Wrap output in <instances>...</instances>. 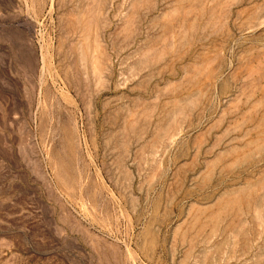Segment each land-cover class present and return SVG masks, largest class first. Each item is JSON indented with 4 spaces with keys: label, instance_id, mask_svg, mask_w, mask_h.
Wrapping results in <instances>:
<instances>
[{
    "label": "rangeland",
    "instance_id": "obj_1",
    "mask_svg": "<svg viewBox=\"0 0 264 264\" xmlns=\"http://www.w3.org/2000/svg\"><path fill=\"white\" fill-rule=\"evenodd\" d=\"M0 264H264V0H0Z\"/></svg>",
    "mask_w": 264,
    "mask_h": 264
}]
</instances>
